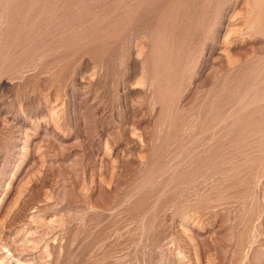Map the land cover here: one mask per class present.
Wrapping results in <instances>:
<instances>
[{"label": "rangeland", "instance_id": "1", "mask_svg": "<svg viewBox=\"0 0 264 264\" xmlns=\"http://www.w3.org/2000/svg\"><path fill=\"white\" fill-rule=\"evenodd\" d=\"M0 264H264V0H0Z\"/></svg>", "mask_w": 264, "mask_h": 264}]
</instances>
